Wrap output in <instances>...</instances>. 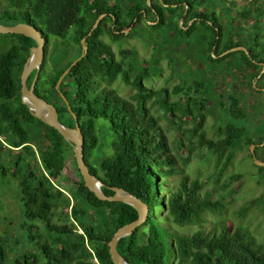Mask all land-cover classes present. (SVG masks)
Masks as SVG:
<instances>
[{
  "label": "trees",
  "instance_id": "obj_1",
  "mask_svg": "<svg viewBox=\"0 0 264 264\" xmlns=\"http://www.w3.org/2000/svg\"><path fill=\"white\" fill-rule=\"evenodd\" d=\"M3 2L7 8L0 9V23L16 25L24 22L36 26L46 38L45 55L54 49L51 48L54 37L66 42L63 55L68 56L71 50L73 55L76 53L73 59L69 57L58 66L49 65L48 59L44 58L35 92L57 107L64 124L75 127L76 121L79 122L85 137V161L91 173L103 181L104 193L113 195L112 186L122 187L150 206L146 222L119 240L120 253L132 264H166L170 255L173 257L171 264H264V245L242 225L234 232L228 227L221 231L180 232V226L198 224L207 214L219 215L226 207L223 199L229 194L224 193L213 201L210 194L202 190L204 184L188 176L176 188L166 187L165 182L175 174L177 163L160 124L161 118L155 117L151 109L157 101L171 118L172 125L181 127L182 134L187 132L184 124L191 121L190 137L197 134L201 147L217 155V162L224 163L222 171L233 161L237 147L251 146L255 142L260 145L264 142V135L257 141L245 135V126L229 122L216 128V139L207 138L203 128L208 97L195 96L189 93L192 87L178 85L174 94H184L171 103L168 88L153 89L145 84L150 76V65L143 66L140 59L130 57L131 52L123 49V58L117 59L111 44L104 39L109 36L112 41L119 42L138 32L151 44L153 37L143 30L138 31L137 25L142 21L157 39L164 32L162 38L166 40L171 32L190 36L201 26L207 31L199 37L209 45V59L223 61L235 52L225 56L221 53L244 43L232 38L222 42L223 26L215 12L196 9L193 0ZM154 13V23H151L148 18ZM102 14L106 16L89 35ZM182 19L185 20L184 28L180 27ZM191 20L195 21L190 23ZM134 24L136 26L126 35L124 30ZM69 34L71 36L67 38ZM11 35L18 38V44L0 54V120L9 131L8 134L0 132V159L6 149L13 152L22 146L21 152L12 155L10 169L15 177H19L23 215L31 221L27 226V239L33 246H29L31 250L25 245L20 246L21 232L16 231L13 235V222L3 217L4 227L0 215V264H115L109 252V242L121 226L138 218V212L124 202L100 200L90 191L77 167L73 146L57 129L34 116L22 102L21 73L30 49L36 43L22 34ZM84 37H87L88 52L71 68L60 85L69 109L56 85L62 73L83 53ZM248 51H240L241 65L252 68L251 78H257L263 68L264 49L259 51L249 47ZM35 73L28 79L29 86ZM119 77L136 91L130 97L120 95L114 87ZM252 79L250 85L254 88ZM196 91L203 93L199 87ZM219 104L232 119L247 118V111L241 107V98L221 94ZM177 112L181 114L177 115ZM98 119L109 123L113 149L109 155L99 145ZM97 148L100 157L93 159ZM71 157L77 179L65 189L59 184L68 178L63 170ZM241 178L240 174H234L231 181ZM260 204L264 207L261 199L250 200L242 208V214ZM37 220L41 223L37 224ZM165 221L171 222L170 225Z\"/></svg>",
  "mask_w": 264,
  "mask_h": 264
},
{
  "label": "rangeland",
  "instance_id": "obj_2",
  "mask_svg": "<svg viewBox=\"0 0 264 264\" xmlns=\"http://www.w3.org/2000/svg\"><path fill=\"white\" fill-rule=\"evenodd\" d=\"M193 2L194 7L198 10L215 12L219 24L223 26L222 42L232 38L235 41L243 42L244 45L241 46L246 47L247 50L249 47H254L255 50L259 51L264 49V0H193ZM5 8L7 7H4L3 0H0V9ZM155 14L148 18L149 22L154 23L152 20H154ZM193 21L195 20H191L190 23ZM181 22L182 20L180 27L184 28L185 20H183V25ZM135 26L134 24L126 35H129ZM137 27L138 31L143 30L153 37L151 44L147 42L145 35L141 33L139 35L138 32L132 37H123L119 42L112 41L109 36H105L104 39L111 44L117 59L123 58L121 52L123 49L131 52L130 57L140 59L143 66L150 65V76L145 80V84L153 89L168 88L171 103L184 94L183 92L180 93L181 95L174 94V89L178 85L192 87L189 93H193L195 96L208 97L209 100L206 102L207 119L203 128L207 133V138L216 139L218 137L216 128L225 126L229 122L245 126V135L253 137L257 141L260 136L264 135V79L261 80V77L252 79L251 73L254 70L244 64L241 65L242 54L240 51L242 49L225 53L228 49L223 52L224 54H221L225 56L230 52H235L234 55L226 60L215 62L209 59L208 43L199 37L207 33L201 26L198 27L197 32L190 36H184L182 33L174 35V32H171L166 37L169 40L162 38L164 32H161V37L157 39L155 33L147 27L144 21L140 22ZM165 29L166 27L163 30ZM165 31L167 32V29ZM70 36V34L67 35V38ZM65 43L64 39L60 37L52 38L51 48L54 49L45 55L49 65H61L66 59L69 57L73 59L76 55V53L73 55L72 50L68 56L63 55L67 49V46H63ZM16 44H18L16 36L0 33V54ZM221 50L222 48L219 52ZM215 56L218 57L217 54ZM251 79L254 88H251ZM114 87L124 97H130L136 92L130 85L125 84L120 77L114 82ZM196 87L200 88L203 95L196 91ZM221 94L226 97L232 94L241 98V107L247 111V118L235 120L228 116V111L219 104ZM151 113L155 117L161 118L160 124L168 136L172 149L171 154L176 158L175 174L167 178L166 187L174 189L185 176H188L191 180L197 179L202 182L204 184L202 190L209 193L213 201H217L221 195H225L224 193L229 194L223 199L226 207L222 209L219 215L214 217L207 214L198 224L180 226V232L191 234L200 229L205 230V232H211L215 229L221 231L224 227H228L234 232L242 225L257 239L258 243L264 245V207L260 204L242 214V208L250 200L261 199L264 204V169H260L259 165L256 164L250 146L237 147L239 149L235 147L237 151L233 161L225 171H222L224 163L217 162V155H212L206 148L201 147L197 134L190 137V131L193 130L191 121L184 124L183 127L187 132L182 134L181 127L177 125L178 128H176L172 125L171 118H168L165 109L157 101L152 106ZM180 114L177 112V115ZM174 122H177V119ZM1 131L5 134L9 132L7 125L0 120ZM97 132L100 138V147L104 153L111 154L113 149L109 123L104 119H98ZM255 143V155L264 162V142L260 145ZM21 147L15 148L13 152L6 149L3 158L0 159V215L2 219L3 217L4 219H11L15 226L12 234L15 235L16 231L21 232L22 244L20 246L25 245L31 250L32 247L29 246H33L32 242L30 243L27 239V226L31 221L23 215L19 177H15L10 169L12 155L21 152ZM35 148L37 150L36 146ZM99 157V149L97 148L92 158L99 159ZM262 166L264 167V163ZM63 174L68 178L62 180L59 185L62 184L61 187L67 189L77 179L72 157L68 159ZM234 174H240L242 178L239 181H231V176ZM4 219L3 226L5 227ZM35 222L41 223L39 220ZM164 223L169 226L171 222L165 221ZM172 261L173 257L170 255L166 264H171Z\"/></svg>",
  "mask_w": 264,
  "mask_h": 264
},
{
  "label": "water",
  "instance_id": "obj_3",
  "mask_svg": "<svg viewBox=\"0 0 264 264\" xmlns=\"http://www.w3.org/2000/svg\"><path fill=\"white\" fill-rule=\"evenodd\" d=\"M151 0H148L150 3ZM106 16V14H102L94 23L89 35H91L94 30L99 26L101 20ZM181 24L183 25V19ZM131 28V27H130ZM130 28L124 30L125 33H128ZM0 33L1 34H22L27 37L32 38L35 41V45L30 49V55L27 58L25 65L22 70L21 74V93H22V102L25 103L31 113L38 117L44 123L54 127L59 131V133L64 137L66 141H68L74 148L75 152V159L77 163V167L81 176L83 177L85 186L89 188L90 191L95 193V195L104 201H119L124 202L127 204L132 205L138 212V218L130 223H127L121 226L113 235L112 239L109 242V252L111 254V258L115 264H132L130 263L118 250V243L119 240L125 236L131 235L134 231L143 225L146 220L148 219L150 206L148 203L143 201L141 198L136 196L135 194L129 192L128 190L112 186L111 189L114 191L113 195H107L102 190V186H104L103 181L93 173H91L88 164L85 161V152H84V143L85 137L82 131V128L79 122L76 121L75 127L68 126L64 124L61 120L59 111L57 107L50 103L45 98L39 96L35 92L36 84L38 81V77L40 74V70L45 58V46H46V38L43 36L42 32L34 25L29 23H18L16 25H5L0 23ZM118 33V31H117ZM87 37L82 39V47L83 53L80 57L75 59L71 65L62 73L58 82H57V89L65 102L68 104L67 98L65 97L64 93L60 89V85L62 84L65 76L69 73L71 68L88 52V46L86 44ZM235 49H242L249 53V51L244 46H237L234 48L229 49L225 53L235 50ZM224 54V53H223ZM221 54V56L223 55ZM263 69L259 74L258 78H260L264 73V63H262ZM35 73L34 79L32 81L31 86L28 85V79L30 75ZM254 145L251 144L250 149L254 156L257 165L262 166L264 162L260 161L254 152Z\"/></svg>",
  "mask_w": 264,
  "mask_h": 264
},
{
  "label": "flooded vegetation",
  "instance_id": "obj_4",
  "mask_svg": "<svg viewBox=\"0 0 264 264\" xmlns=\"http://www.w3.org/2000/svg\"><path fill=\"white\" fill-rule=\"evenodd\" d=\"M22 74V73H21ZM21 88H22V86H21ZM21 99H22V93H21Z\"/></svg>",
  "mask_w": 264,
  "mask_h": 264
}]
</instances>
